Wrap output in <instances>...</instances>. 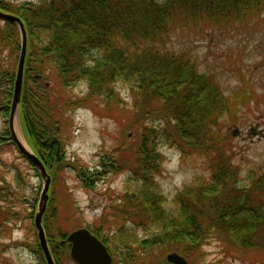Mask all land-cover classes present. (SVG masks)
Listing matches in <instances>:
<instances>
[{"label":"trees","instance_id":"obj_1","mask_svg":"<svg viewBox=\"0 0 264 264\" xmlns=\"http://www.w3.org/2000/svg\"><path fill=\"white\" fill-rule=\"evenodd\" d=\"M0 10L20 17L26 30L19 119L48 171L58 163L56 145H43L42 140L58 138L76 108L104 105L112 111L119 101L114 84L128 88L132 104L125 110L127 120L119 122L122 130L133 129L135 139L126 147L119 138L100 157L99 175L79 173L83 185L93 188L100 175L125 166L132 169L137 185L127 199L135 211L118 210L120 218L123 214L133 223L155 227L142 239L127 235L118 243L101 238L96 227L89 229L109 249L113 264H169L165 256H157L163 249L187 260L210 237L238 247L263 245L264 177L237 185L238 169L221 130L220 119L234 117L235 98L199 69L189 50L168 44L178 32L247 24L264 13V0H0ZM0 21V116L6 122L0 135L7 136L0 137L2 150L16 146L8 118L21 36L16 23ZM81 82L87 88L82 95L73 91ZM162 138L183 160L203 156L209 164L206 178L196 176L176 192L173 210L164 206L156 187L155 177L163 172L164 157L157 149ZM8 190L0 186V202L7 203ZM125 196L121 200H127ZM18 217L10 202L0 204V240ZM42 225L55 264H62V252L69 256L67 234L55 237L46 220ZM35 241L39 262L46 264ZM3 246L0 242V259Z\"/></svg>","mask_w":264,"mask_h":264},{"label":"rangeland","instance_id":"obj_2","mask_svg":"<svg viewBox=\"0 0 264 264\" xmlns=\"http://www.w3.org/2000/svg\"><path fill=\"white\" fill-rule=\"evenodd\" d=\"M168 45L175 50H189L197 58L199 69L211 74L225 95L235 98L234 117H222L220 121L229 144L231 161L238 169L237 185L248 186L253 178L264 177V13L247 24L237 23L226 30L206 28L203 33L194 30L178 32ZM86 89L85 83L81 82L73 91L82 95ZM114 89L119 101L112 111L105 110L104 105H97L94 109L76 108L68 114L67 126L58 136L59 160L55 166L49 167V171L46 169L51 182L47 209L42 216L55 237L60 232L68 234L77 228L96 227L101 238L118 243L127 235L142 239L154 231L155 227L148 222L146 225L140 221L133 223L124 219L126 215L123 214L120 218L118 210L126 207L135 211L127 199L137 185L132 169L125 166L105 176L100 175L93 181V188L85 187L79 177V173L84 172L99 175L100 157L112 149L119 138L124 140L126 147L135 139L133 129L122 130L123 123L119 122L127 120L125 110H129L132 97L121 82L115 83ZM13 128L24 147L39 155L17 118H14ZM5 130V118L0 116V134ZM42 141L46 145L50 142L48 139ZM170 146L163 138L157 143L164 161L163 172L155 180L157 190L165 200L164 206L173 210L172 199L176 192L196 176L206 178L209 164L203 156L196 159L197 156L188 155L183 160L178 149ZM0 186L9 189L7 203L1 201L0 204L10 202L13 210L19 213L17 221L8 223L0 240L4 245L0 261L4 264H40L34 245L38 238L33 220L43 180L14 145L0 150ZM122 195H126L127 200H121ZM261 233L264 237V228ZM159 252L157 256L164 257L171 251L163 249ZM66 255L62 252V264H76ZM194 255L187 259L188 264H264V243L260 247L245 248L210 237L203 240Z\"/></svg>","mask_w":264,"mask_h":264},{"label":"water","instance_id":"obj_3","mask_svg":"<svg viewBox=\"0 0 264 264\" xmlns=\"http://www.w3.org/2000/svg\"><path fill=\"white\" fill-rule=\"evenodd\" d=\"M0 18L2 20H7L16 23L21 36V51L15 74L8 125L10 135L18 151L28 159V161L34 166L39 176L43 180V187L39 196V201L37 205V210L34 214L33 223L36 229L39 247L43 252L46 264H55L50 253L47 244L46 234L42 225V216L46 209L48 201V190L51 182V177L48 174L42 160L28 148H25L24 145L18 140L13 128L14 118H17L19 120V101L23 81L24 61L26 55V30L21 18L14 14L0 10ZM54 142H56V155L57 160H59L60 142L55 136L52 137L49 144H53ZM65 241L70 246V259L76 264H112L113 258L112 255L109 253L107 247L98 237L92 234L87 228H77L69 232L65 238ZM166 260L172 264H188L187 260L176 252L167 253Z\"/></svg>","mask_w":264,"mask_h":264},{"label":"flooded vegetation","instance_id":"obj_4","mask_svg":"<svg viewBox=\"0 0 264 264\" xmlns=\"http://www.w3.org/2000/svg\"><path fill=\"white\" fill-rule=\"evenodd\" d=\"M43 145H46V143L45 142H43ZM47 145H49V146H52L53 144H47ZM95 235V234H94ZM109 250V249H108ZM110 252V251H109ZM111 253V252H110Z\"/></svg>","mask_w":264,"mask_h":264}]
</instances>
